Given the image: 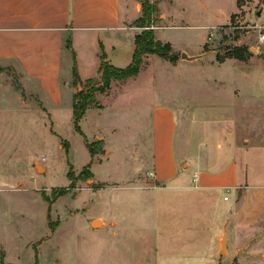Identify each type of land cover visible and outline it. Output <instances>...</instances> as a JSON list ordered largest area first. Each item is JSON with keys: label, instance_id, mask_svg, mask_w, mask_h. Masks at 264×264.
<instances>
[{"label": "rangeland", "instance_id": "1", "mask_svg": "<svg viewBox=\"0 0 264 264\" xmlns=\"http://www.w3.org/2000/svg\"><path fill=\"white\" fill-rule=\"evenodd\" d=\"M136 1L139 18L145 1L157 5L150 28L154 34L155 29L170 25L182 28L155 34L157 40L172 46L171 60L144 57L136 77L114 83L111 95L101 99L100 115L92 110L80 121L87 142L95 151L101 148L102 153L91 157L85 138L75 129L73 116H64L51 131L48 121L44 123L33 114L29 124L21 115H0V264L167 262L156 256L154 247L144 245V251L139 243L130 242L124 228L121 232L116 229L117 236L110 226L91 228L93 218H104L108 224L113 222L112 215L118 218V202L130 194L104 189V184L122 187L150 179L147 175L135 178L138 166L129 156V147L136 138L147 141L150 136L142 109L152 102V95L174 106L180 130H186L194 146L213 143L225 133L242 137L262 128L254 119L260 120L264 114V77L260 76L264 74V44L259 41L264 32V0ZM137 20L127 26L140 34L147 28L135 27ZM235 50L241 59L230 55ZM182 53L199 58L185 60ZM8 73L15 91L21 93L18 78ZM74 87L77 92L82 90L80 85ZM12 104L16 106L14 101ZM95 135L108 141L109 155L104 153L103 140L95 139ZM67 143L69 148L63 149ZM35 161L47 170L39 166L36 172ZM85 167L93 176L80 175ZM72 168L73 182L69 177ZM135 207L137 214L143 212L140 204ZM249 207L255 206L238 207L240 223ZM168 224L163 239L168 249H175L173 243L181 239L182 231L173 227V221L168 220ZM183 230L186 235V227ZM249 255L243 264H264V240ZM218 256L220 263L210 252L200 262L175 258L167 263L237 264L229 262L226 254Z\"/></svg>", "mask_w": 264, "mask_h": 264}, {"label": "crops", "instance_id": "2", "mask_svg": "<svg viewBox=\"0 0 264 264\" xmlns=\"http://www.w3.org/2000/svg\"><path fill=\"white\" fill-rule=\"evenodd\" d=\"M139 13L136 0H0V115H21L29 124L33 114L48 121L51 131L64 116H73L74 68L86 82L100 80L104 58L116 68L129 66L138 32L127 24ZM173 28L182 26L155 29V34ZM69 40L71 49L66 46ZM8 72L18 78L21 93L15 91ZM114 83L120 82L113 81L108 93L97 95L99 107L88 109L85 116L92 110L102 112L101 99L111 95ZM150 101L142 109L150 136L147 141L136 138L129 147L138 166L135 178L150 179L122 187L104 184V189L130 194L118 202L120 214L112 215V223L93 218L91 224L100 220L98 230L110 226L114 236L116 229L124 228L130 242L139 243L144 251V245L154 247L156 256L167 262L175 258L200 262L210 252L220 263L216 256L226 238L225 257L243 264L264 240V114L254 119L256 125L262 123L254 134L240 137L230 132L213 143L194 146L186 130H180L174 106L154 95ZM94 138L103 140L109 155L108 141L100 135ZM39 166L47 170L41 162L33 163L36 172ZM136 203L143 208L141 214L136 213ZM243 204L255 207L243 212L240 223L238 207ZM168 220L182 231L181 239L173 243L175 249H168L163 239Z\"/></svg>", "mask_w": 264, "mask_h": 264}, {"label": "trees", "instance_id": "3", "mask_svg": "<svg viewBox=\"0 0 264 264\" xmlns=\"http://www.w3.org/2000/svg\"><path fill=\"white\" fill-rule=\"evenodd\" d=\"M157 11V5H152L148 1L143 3L142 7V17L136 21L137 28H147L143 30L142 33L136 35L135 37V50L133 53L132 62L126 68H116L111 66L109 62H107L106 58H104V62L100 67V80L96 82L95 79H89L86 82H83L77 73L76 67L73 70L74 81L73 85H80L82 90L78 91L74 95V103H73V116H74V126L76 131L81 134L86 141L87 149L92 158H94L97 154L102 153L101 148L95 151L92 148V145L87 142L86 136L81 131L79 127V123L82 118L85 116L86 112L90 108H98L99 104L97 102V95L106 94L111 89V84L113 81L123 82L129 79L136 77L142 68L144 57L149 55H155L159 58L171 60L173 58V49L169 43L163 44L161 41L155 38L154 30L150 29L155 22L153 19V14ZM67 48L71 49V41L67 42ZM232 57H236L241 59L242 56L239 55L238 50H235L234 53L230 54ZM99 143V142H96ZM68 149L69 144L67 143L63 146V149ZM73 168L69 173V177L73 176ZM85 173L93 176L90 172L89 167H85L81 172V176ZM74 178L71 179V181ZM73 182V181H72ZM74 187V184L71 185ZM54 231L55 228L51 227Z\"/></svg>", "mask_w": 264, "mask_h": 264}, {"label": "water", "instance_id": "4", "mask_svg": "<svg viewBox=\"0 0 264 264\" xmlns=\"http://www.w3.org/2000/svg\"><path fill=\"white\" fill-rule=\"evenodd\" d=\"M181 58L191 61V60H196L199 57H189L186 53H182ZM106 61L108 62V60H106ZM91 226L93 228L94 227H98V226L102 227V223L100 222V220H96L95 222H93L91 224ZM221 246H222V248H221L220 254H226V248H227V246H226V238H223V240L221 242Z\"/></svg>", "mask_w": 264, "mask_h": 264}, {"label": "built area", "instance_id": "5", "mask_svg": "<svg viewBox=\"0 0 264 264\" xmlns=\"http://www.w3.org/2000/svg\"><path fill=\"white\" fill-rule=\"evenodd\" d=\"M259 41L260 43H263L264 44V32H261L260 33V36H259ZM3 190L0 188V194Z\"/></svg>", "mask_w": 264, "mask_h": 264}]
</instances>
